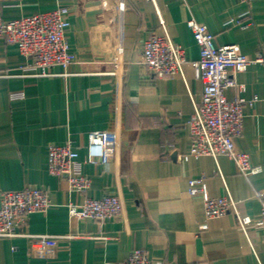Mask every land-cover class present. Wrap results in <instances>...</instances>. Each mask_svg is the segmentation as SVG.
Instances as JSON below:
<instances>
[{
  "label": "crops",
  "instance_id": "0c3cea01",
  "mask_svg": "<svg viewBox=\"0 0 264 264\" xmlns=\"http://www.w3.org/2000/svg\"><path fill=\"white\" fill-rule=\"evenodd\" d=\"M120 17L100 0H0L5 20L69 8L66 40L76 59L42 74L0 37V192L27 185L49 191L52 204L0 238V264H120L142 249L152 264H264V227L245 231L237 216L254 221L260 212L255 191L264 189V65L236 74L242 95L243 129L237 147L257 174L244 176L226 155H188L189 120L202 94L193 62L200 56L186 20L204 23L217 46L235 43L247 57L264 42V0H124ZM183 49L182 73L157 77L142 63L144 42L164 28ZM118 62L122 91L115 94L108 71ZM235 89L225 91L228 99ZM104 157L88 160V133L112 129ZM72 141L74 171L90 178L85 192L48 170V145ZM184 155H187L185 158ZM204 177L212 198L230 195L236 210L208 218L201 193H188L190 179ZM118 195L115 219H76L69 203ZM237 212V213H236ZM205 225V227H203Z\"/></svg>",
  "mask_w": 264,
  "mask_h": 264
},
{
  "label": "built area",
  "instance_id": "2783aa9c",
  "mask_svg": "<svg viewBox=\"0 0 264 264\" xmlns=\"http://www.w3.org/2000/svg\"><path fill=\"white\" fill-rule=\"evenodd\" d=\"M104 10L114 11L121 16L124 0H100ZM69 8L54 10L5 20L0 8V37L8 43H15L19 53L30 59L28 65L40 68L42 74L54 65L67 67L76 56L69 49L66 31L69 28ZM193 37L199 46L200 56L192 64L202 82V94L194 104V112L189 120L191 144L188 155H226L235 164L236 171L244 176L259 173L260 165L251 163L249 155L236 145V138L242 133L245 103L257 101V97L246 99L242 93L245 87L236 80V74L246 71L253 63L264 65V42H261L254 57L249 58L239 45L229 43L217 46L208 27L194 18L186 20ZM164 28L163 35L152 34L144 42L142 63L157 77L173 76L182 73L186 62L183 49L176 44ZM114 76L115 94L122 91L121 70L118 62L107 72ZM235 89V97L228 99L225 91ZM108 139L120 141L118 122L112 129L93 130L88 133V160L97 162L104 157V147ZM48 170L51 174L66 179L70 190L85 192L90 187V178L73 169V161L78 156L72 141L64 144L50 143L47 149ZM186 158L187 155H184ZM188 193H201L204 198V211L208 218L224 215L230 208L236 210V202L230 195L212 198L207 194L204 177L190 179ZM260 201V212L254 221L250 216H237L240 227L250 223L264 227V189L255 191ZM52 204L49 191L43 187L27 185L18 190L0 192V238H13L18 235L17 227L27 221L30 214L46 212ZM68 214L72 218H91L96 221L115 219L121 215L123 204L118 195H104L101 198L85 197L81 204L69 203ZM237 213V212H236ZM205 227V225H203ZM120 264H152L146 252L133 249Z\"/></svg>",
  "mask_w": 264,
  "mask_h": 264
}]
</instances>
